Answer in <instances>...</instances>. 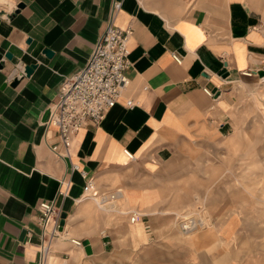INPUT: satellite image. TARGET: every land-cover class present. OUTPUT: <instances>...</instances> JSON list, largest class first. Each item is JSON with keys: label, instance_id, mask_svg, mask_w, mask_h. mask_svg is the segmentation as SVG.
Here are the masks:
<instances>
[{"label": "crops", "instance_id": "obj_1", "mask_svg": "<svg viewBox=\"0 0 264 264\" xmlns=\"http://www.w3.org/2000/svg\"><path fill=\"white\" fill-rule=\"evenodd\" d=\"M115 1L0 0V264H39L43 201L83 244L54 241L56 264H260L253 198L230 212L242 197L231 188L258 180L213 161L264 137V0ZM109 22L130 30L128 85L59 157L43 123ZM88 179L115 206L84 199ZM204 212L208 226L180 230Z\"/></svg>", "mask_w": 264, "mask_h": 264}, {"label": "built area", "instance_id": "obj_2", "mask_svg": "<svg viewBox=\"0 0 264 264\" xmlns=\"http://www.w3.org/2000/svg\"><path fill=\"white\" fill-rule=\"evenodd\" d=\"M120 8L121 1L116 0L113 9L118 11ZM259 31L264 39V25ZM129 36V29H118L109 22L103 36L92 49L85 66L63 83L58 100L49 107L48 117L43 124L58 133V143L50 148L59 157L67 155L72 138L80 129L86 125H97L104 119L116 104L122 89L128 85L124 73L129 65ZM173 59L176 63H180L178 55L174 54ZM23 75H25L24 71ZM243 75L251 76V73L245 72ZM203 91L208 97H214V93L210 90ZM127 105L131 106L130 103ZM60 148L66 155L61 153ZM125 155L132 158L128 151H125ZM72 167L77 169L76 165ZM84 191L85 195L92 193L96 196L91 179L87 180ZM58 195L61 196L62 193ZM113 197L114 195L111 199ZM37 211L41 228L39 264H48L52 244L58 239H68L75 248L83 246L80 240L68 238L61 225L60 210L52 202L39 203ZM136 219L137 215L132 214L130 222L134 223ZM178 223L183 233H190L203 227V222L192 216L183 217Z\"/></svg>", "mask_w": 264, "mask_h": 264}, {"label": "rangeland", "instance_id": "obj_3", "mask_svg": "<svg viewBox=\"0 0 264 264\" xmlns=\"http://www.w3.org/2000/svg\"><path fill=\"white\" fill-rule=\"evenodd\" d=\"M227 149L229 152L225 155V157H222L221 160L218 158L213 162L219 163V161H221L222 165H242L245 168L243 170H236V174L234 175L235 177L242 176L244 180L247 181L250 179V174H252L251 179L256 178L258 180V185L256 186L253 185L249 187V185H242L241 187L234 186L231 188L241 189L242 197L236 201V205L234 201L232 202V209L230 212L236 210L237 208H242V212H245L247 207L250 208V200L253 198L251 206H253V210L259 213L257 219L259 229L257 241L259 246L252 252L253 254L257 252L261 261L260 264H264V137H259L257 141H251L250 138H247L246 142L241 144V147H236L232 144V147H228ZM248 182L250 183V181ZM118 205H120V203H118ZM197 214L198 213L193 215L194 218L197 219V217H200L198 219L204 223L205 227L208 226L209 218H206L208 212H204L203 215L202 213L201 215ZM182 219L183 217L179 218V220ZM248 252L250 253V250Z\"/></svg>", "mask_w": 264, "mask_h": 264}, {"label": "bare ground", "instance_id": "obj_4", "mask_svg": "<svg viewBox=\"0 0 264 264\" xmlns=\"http://www.w3.org/2000/svg\"><path fill=\"white\" fill-rule=\"evenodd\" d=\"M114 197L112 199H111V196L108 198H99V197H96L95 195H93L91 193L90 195H85L83 198L84 199H91V200L95 201L101 209H106V208L109 209V207L115 206V204H116V200ZM116 197L119 198V195H117ZM56 259H58V258H55L53 256V251H52V247H51L47 263L48 264H56Z\"/></svg>", "mask_w": 264, "mask_h": 264}, {"label": "water", "instance_id": "obj_5", "mask_svg": "<svg viewBox=\"0 0 264 264\" xmlns=\"http://www.w3.org/2000/svg\"><path fill=\"white\" fill-rule=\"evenodd\" d=\"M22 8V5H19L18 6V9ZM44 54L47 56V57H50L52 55V52L49 51V50H44ZM6 58L10 59V54H6ZM35 69V66L33 65H30V66H27L25 67L24 69V73L26 76H29L33 70ZM18 84V81L17 80H14L12 83H11V86L12 87H15L16 85Z\"/></svg>", "mask_w": 264, "mask_h": 264}]
</instances>
